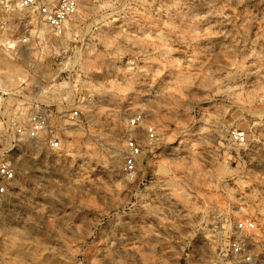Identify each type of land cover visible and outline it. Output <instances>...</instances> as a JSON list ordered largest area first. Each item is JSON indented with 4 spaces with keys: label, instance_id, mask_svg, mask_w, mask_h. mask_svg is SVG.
<instances>
[{
    "label": "rangeland",
    "instance_id": "374dc122",
    "mask_svg": "<svg viewBox=\"0 0 264 264\" xmlns=\"http://www.w3.org/2000/svg\"><path fill=\"white\" fill-rule=\"evenodd\" d=\"M10 18L0 160L16 179L0 199V264H232L245 218L264 264V0H94L59 36ZM43 106L79 112L58 150L9 129ZM136 115L153 146L128 127ZM128 136L143 147L132 174Z\"/></svg>",
    "mask_w": 264,
    "mask_h": 264
},
{
    "label": "built area",
    "instance_id": "2783aa9c",
    "mask_svg": "<svg viewBox=\"0 0 264 264\" xmlns=\"http://www.w3.org/2000/svg\"><path fill=\"white\" fill-rule=\"evenodd\" d=\"M94 0H0V39L9 41L14 35L10 22L11 15L15 12L31 14L32 21L43 25L52 35L62 34L66 23L77 14L78 10L91 4ZM18 22V21H17ZM20 22V21H19ZM19 23H16L18 25ZM17 35L19 41L26 43L28 38ZM20 37V38H19ZM79 118L77 110L70 112L51 113L48 107H39L29 114L25 120L14 119L10 123L13 136L19 139L37 140L45 147L58 150L62 146L59 128L70 119ZM130 129L142 127L145 133V145L151 147L157 140L155 128L148 124L141 115H136L128 120ZM232 139L242 145L246 141L245 133L234 131ZM125 156L123 170L132 174L137 167V162L143 154V147L136 138L128 136L124 140ZM16 179L15 167L5 160H0V199L6 197L12 189ZM234 233L228 238L227 255L232 264H260L255 247L259 242L256 235L257 227L252 219H241L233 224Z\"/></svg>",
    "mask_w": 264,
    "mask_h": 264
}]
</instances>
